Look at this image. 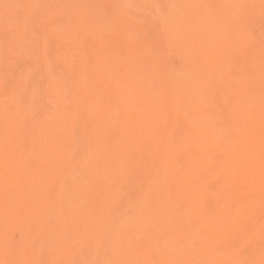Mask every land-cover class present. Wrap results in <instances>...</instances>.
Wrapping results in <instances>:
<instances>
[{
	"label": "bare ground",
	"instance_id": "obj_1",
	"mask_svg": "<svg viewBox=\"0 0 264 264\" xmlns=\"http://www.w3.org/2000/svg\"><path fill=\"white\" fill-rule=\"evenodd\" d=\"M52 1L0 2V264H264V0H138L229 16L246 8L237 29L246 70L224 94L232 110L216 108L217 86L207 88L216 77L204 70L230 86L238 49L225 37L217 52L200 13L176 47L205 66L155 84L131 58L119 72L134 100L124 121L129 99L107 106L114 82L95 79L113 65L96 69L93 21L95 7L125 4Z\"/></svg>",
	"mask_w": 264,
	"mask_h": 264
},
{
	"label": "rangeland",
	"instance_id": "obj_2",
	"mask_svg": "<svg viewBox=\"0 0 264 264\" xmlns=\"http://www.w3.org/2000/svg\"><path fill=\"white\" fill-rule=\"evenodd\" d=\"M7 2V0H0V2ZM9 1H12V0H8V2ZM65 2V1H69V2H67V4L68 5H72L74 2H75V0H62V2ZM103 4L104 3H106L107 2V0H100ZM126 1H128V2H126ZM160 3H164L165 5L167 4V2H168V0H164L163 2H162V0H158ZM55 2L56 3H53V1L50 3V5H57L58 4V1L57 0H55ZM113 3L116 5V6H123L124 4L126 5H124V8L123 7H107L108 9H109V11H110V9L112 10V11H110V12H108L107 13V8L106 9H104L105 7H95V19H94V21H93V24H94V29L95 30H98L97 31V34H99V32H100V34H99V37L97 38V40L94 42V49H95V62H94V64L96 65V69H97V67H99V66H103V65H105V63H106V65L107 64H112L113 65V68H111V69H109V70H107V72H105V73H103V75L101 76V77H99V76H95V79H96V82L98 83L100 80H98V79H102L105 83L108 81V82H114V85H113V90H112V95H111V99L109 98H107L106 99V97H105V104L107 105V104H109L110 102H111V104H109V106L112 108V106H113V104L115 105V101H114V98L116 97L117 99H115L116 100V102H117V104H116V106H113V108L114 109H116V107L117 108H121L120 107V103H122V102H124L125 100H127V99H129V100H127L128 101V103L127 104H123V106H122V108H121V114H122V120L124 121V120H127V118L129 119V111L128 110H130L129 108H130V106H131V104H133L134 102V100H133V98H132V100L133 101H131V94H133V91L132 90H123L124 89V87H126V84L128 83V80L126 79V78H122L119 74L121 73V75H123V74H127L128 72H129V70H130V68L132 67V59H134V61L135 62H141V63H143V65H144V67H145V69H148V70H146V72H147V75H149V76H147V78H149L150 80H152V81H154V83L156 84H158L159 82H164L166 79H169V78H167V77H169L170 76V74H174V73H176V70H180V71H184L185 70V68H187L188 66H192L194 63L196 64H198L199 66L200 65H203V66H205L203 63H205V62H203L201 59H200V57L197 55L196 56V53L195 54H193L192 56L190 55H188L187 56V54H186V56L187 57H185L184 55H185V52H187V50H186V48H183V49H181L182 47H180V48H178L179 46H180V44H182V39H185V38H183V37H181L182 39H180V37H179V35L180 36H182V33H183V36L184 37H188V36H191L190 34H191V31L188 29L190 26H191V24L193 23V24H195V22H202L203 20L205 21V15H204V13L206 14V12H208V14H206V19H207V25L208 26H210V32H212L211 33V35L212 36H214V38L216 37V33H217V40H216V38H215V46H216V48H215V50L217 51V52H219L220 50H221V48H222V40L226 37V39L227 40H229L228 42H229V45L232 47V46H234V44H235V49L239 52H237V51H235V57H236V66H237V69H239V70H236L234 73H233V77L232 78H227L226 79V83L228 82L227 80L229 79L230 81H231V83H229V84H231L230 86L228 85V84H221L220 82H218V83H216L215 84V82H216V80L218 79V81H219V78L218 77H220L219 75H220V71L217 73V70L215 71H209L208 69V72H210L211 74L209 75L208 74V72L206 71V70H204V74H205V77L207 76V78H208V80H210L211 79V77L212 78H214V76L216 77L215 78V80H210V86L208 85V87L207 88H215V86H217L216 88H215V92L217 93V96H216V108H219L220 106H221V108H223L224 110H225V112H228V111H230V110H232V104L231 105H225V96L226 95H228L229 94V90H230V88H231V90H233L234 88H236V87H238L237 86V84H238V81H236L235 80V82H233L234 81V77L235 76H237V75H242V72H245V70H246V67H244L245 66V59L243 58V50L241 51V48L243 47V35L241 34V31H239L240 29H241V27H240V23L241 22H243V21H245L246 20V18H247V16L246 15H248V14H246V13H248V10L245 8H239V9H241L240 11H238L239 9L237 8L236 10L237 11H235V12H231V10L230 9H228L229 10V12H231L232 14H230V16L228 15V11L226 10H224V9H219L220 7H217V9L215 10L214 9V7H205V8H203V7H195L198 11H195L196 9L195 8H193V7H181V9H180V7H175L176 9V11L172 8V7H155L156 6V4L155 3H153V2H149V1H139L138 2V0H115V2L113 1ZM119 3V4H118ZM140 3V4H139ZM1 4V3H0ZM118 4V5H117ZM164 4H162V5H164ZM140 5H141V8H140ZM153 5V6H152ZM129 6H138L137 8L136 7H129ZM128 7L130 8V9H128ZM120 8V9H119ZM158 8V9H157ZM164 8V9H163ZM199 8V9H198ZM210 8V12L209 11H207V9H209ZM100 9H102L101 11H100ZM128 9V10H127ZM137 9V10H136ZM155 9V10H154ZM177 9H179L178 10V12H177ZM191 9H193L192 11H191ZM204 10V12H201V11H203ZM205 9H206V11H205ZM212 9V10H211ZM232 9V8H231ZM131 10H132V13H131ZM155 12H154V11ZM172 10V11H171ZM181 10V11H180ZM201 10V11H200ZM223 10V11H222ZM113 11H115V12H113ZM136 11V12H135ZM145 11V12H144ZM165 11V12H164ZM183 11H185V13L183 12ZM188 11V12H187ZM221 11H222V13H221ZM234 11V10H233ZM134 12H135V14H134ZM142 12V13H141ZM173 12V13H172ZM180 12H181V15L183 16V17H181V15H180ZM199 12V13H198ZM217 12H219V13H217ZM226 12V13H225ZM105 13V14H104ZM110 13H111V15H110ZM118 13V14H117ZM140 14V17L137 15L136 16V14ZM145 13V15H142V14H144ZM149 15H148V14ZM203 14L204 15V17H203V15H201V14ZM225 13V14H224ZM108 14H109V16H108ZM131 14V15H130ZM134 14V15H133ZM171 14V15H170ZM190 14H192V15H190ZM200 16H199V15ZM213 14V15H212ZM223 14H224V16H223ZM245 14V15H244ZM104 15H106L105 16V19H104ZM142 15V16H141ZM190 15V16H189ZM194 15H195V17H194ZM218 17H217V16ZM221 15L223 16L222 17V19H220L221 18ZM174 16V17H173ZM191 16H193V17H191ZM216 16V17H215ZM236 16V17H235ZM243 16H245V17H243ZM102 17H103V19H102ZM118 17V18H117ZM123 18V20H122V18ZM143 17H145L144 19H143ZM189 18L188 20H187V18ZM165 18V19H164ZM177 18V19H176ZM200 18V19H199ZM203 18V19H202ZM210 18V19H209ZM217 18V20H215ZM99 20V22H98V20ZM173 19H175L174 20V22H176V23H174V24H172L173 23ZM214 19V20H213ZM115 20V21H114ZM178 20V21H177ZM187 21L186 23H185V21ZM202 20V21H201ZM218 20H219V22H218ZM226 20V21H225ZM231 21V22H228V21ZM236 20V21H235ZM242 20V21H241ZM262 20V19H261ZM102 21V22H101ZM118 21V23H117V25H116V22ZM182 21V22H181ZM192 21V22H191ZM223 21H225L224 23H223ZM168 24H167V23ZM172 22V23H171ZM236 22V23H235ZM239 22V23H238ZM183 25H182V24ZM212 23V24H211ZM216 23V24H215ZM219 23H220V25H219ZM228 23V24H227ZM233 23V24H232ZM238 23V27H236V28H234V26H236V24ZM97 24V25H96ZM115 24V25H114ZM123 26V28H122V26ZM161 24V25H160ZM185 24H186V26H185ZM189 24V25H188ZM193 24H192V26H193ZM213 24H215V25H213ZM103 25V26H102ZM106 25V26H105ZM111 25V26H110ZM167 25V26H166ZM176 25H177V27H176ZM182 25V26H181ZM231 25H233V26H231ZM118 26V27H117ZM119 26H121V27H119ZM159 26H160V28H159ZM171 26V27H170ZM175 26V27H174ZM189 26V27H188ZM215 26H217V27H215ZM225 26H228V27H231V29H229V31H228V36H225V33H224V31H223V29H221V28H224ZM233 27V28H232ZM106 28V29H105ZM118 28V29H117ZM121 28L123 29V31L121 30ZM158 28V29H157ZM169 28H171L170 30H169ZM182 28V29H181ZM185 28V29H184ZM186 28H187V32L185 31L186 30ZM217 28V29H216ZM108 29V30H107ZM131 29V30H130ZM160 29V30H159ZM212 29V30H211ZM218 29H219V31H218ZM234 29V30H233ZM237 29H239V30H237ZM121 30V31H120ZM173 30H175L176 32L174 33V31ZM185 31V32H183V31ZM190 31V33H189V31ZM222 30V31H221ZM237 30V31H236ZM116 31H117V33H116ZM125 31V32H124ZM134 31V32H133ZM160 31H162V33L160 32ZM169 31V32H168ZM173 31V32H172ZM182 31V32H181ZM233 31V32H232ZM236 33H235V32ZM239 31V32H238ZM124 33V34H122V33ZM127 32V33H126ZM141 32V33H140ZM159 32V33H158ZM238 32V33H237ZM141 35V37H140V35ZM179 33V34H178ZM185 33V34H184ZM188 33V34H187ZM221 33V34H220ZM230 33H232V35L230 34ZM116 34V35H115ZM130 34H131V36H130ZM178 34V35H177ZM193 34H194V31H193ZM230 34V35H229ZM104 35V36H103ZM143 35H145V36H143ZM151 35V36H150ZM156 35H157V37L159 38L158 39V41L160 40L161 41V43H160V41L158 42L157 41V39H156ZM188 35V36H187ZM233 35H234V37H233ZM241 35V36H240ZM178 36V37H177ZM237 36V37H236ZM107 37V38H106ZM109 37V38H108ZM236 37V38H235ZM101 38V39H100ZM112 38V39H111ZM178 38L180 39V42H179V40H178ZM220 38V39H219ZM229 38H231V39H229ZM242 38V39H241ZM98 39H99V41H98ZM108 39H110V40H108ZM118 41H117V40ZM126 41H125V40ZM170 39V40H169ZM173 39V40H172ZM134 40V41H133ZM172 40V41H171ZM237 40H238V42H237ZM242 40V41H241ZM114 41V42H113ZM117 41V42H116ZM120 41V42H119ZM140 41H141V43H140ZM143 41V42H142ZM176 41V42H175ZM127 42V43H126ZM149 42V43H148ZM162 42H163V44H164V46H166L165 48H164V46L163 45H160V44H162ZM171 42V43H170ZM180 43L179 44V46L178 47H176L177 45H178V43ZM231 42V43H230ZM217 43H219L218 44V46H217ZM95 44H97V46L95 45ZM107 44V45H106ZM116 44V45H115ZM127 44V46H129V47H132V50L133 51H129L130 53L128 54V52H127V46H125V45ZM142 44V45H141ZM145 44V45H144ZM168 44V45H167ZM177 44V45H176ZM120 45H121V48H120ZM133 45H134V47H133ZM158 46V48H157V46ZM220 45V46H219ZM238 47H237V46ZM104 46V47H103ZM163 46V47H162ZM95 47H98V49H96ZM126 47V48H125ZM156 47V48H155ZM220 47V48H219ZM102 48V49H101ZM117 48V49H116ZM122 48H123V50H122ZM162 48H164V49H162ZM167 48V49H166ZM173 48V49H172ZM176 48V50L178 51V52H180V49L184 52V50H186L185 52H184V54H183V52H182V55L180 54V53H178L176 50H174ZM169 49V50H168ZM101 50H104V51H101ZM165 50V52H163ZM124 51V52H123ZM173 53H172V52ZM175 51H176V55H175ZM101 52V53H100ZM106 52L108 53V54H106ZM126 52H127V54H126ZM169 52H171V53H169ZM241 52H242V54H241ZM100 54V57H99V54ZM111 53V54H110ZM117 54V55H116ZM127 55V58L129 59V61H127L126 62V60H127V58H126V55ZM147 54V55H146ZM154 56H153V55ZM167 54H169V56L167 55ZM171 54V55H170ZM177 54H178V56H177ZM180 54V55H179ZM245 54V53H244ZM107 55H111V57H107ZM122 55V56H121ZM124 55V56H123ZM128 55H129V57H128ZM228 55H229V52H225V57H228ZM237 55H239V56H237ZM103 56H106V57H103ZM155 56H156V58H155ZM164 56V57H163ZM182 56V57H181ZM195 56V57H194ZM240 56H242V58L243 59H241V57ZM170 57V58H169ZM190 57V58H189ZM199 59V61L201 60V62H202V64H200L201 62H199V61H197L198 59ZM221 57H224V53H223V51L221 52ZM103 58L105 59V60H103ZM110 60H109V59ZM132 58V59H131ZM146 58H147V60H146ZM159 58V59H158ZM185 58H187V59H185ZM107 59V60H106ZM126 59V60H125ZM150 59H152V60H150ZM160 59H161V61H160ZM168 59V60H167ZM170 59V60H169ZM182 59V60H181ZM192 60V62L193 63H191V60ZM123 60V61H122ZM187 60V61H186ZM196 60V61H195ZM101 61V62H100ZM104 61V62H103ZM149 61V62H148ZM189 61V62H188ZM130 64H129V63ZM163 62V63H162ZM126 63H127V65H126ZM147 63V64H146ZM150 63V64H149ZM154 63V64H153ZM156 63V64H155ZM158 63H160L159 65H158V67L159 68H157L156 66H157V64ZM184 63V64H183ZM189 63V64H188ZM191 63V64H190ZM122 64V65H121ZM172 64V65H171ZM183 64V65H182ZM193 65V66H197V64L196 65ZM206 64V63H205ZM126 65V66H125ZM130 65V66H129ZM161 65H163V67L161 66ZM122 66V67H121ZM166 66V67H165ZM168 66V67H167ZM183 66H186L185 68L183 67ZM115 67V68H114ZM121 67V68H120ZM125 67V68H124ZM148 67H151V68H148ZM202 67V66H201ZM243 67H244V69H243ZM205 68V67H204ZM243 70H241V69ZM114 71H113V70ZM183 69V70H182ZM126 70V71H125ZM157 70V71H156ZM168 70V71H167ZM125 71V73H123L122 74V72H124ZM151 71V72H150ZM205 71H206V73H205ZM238 71L240 72V73H238ZM120 72V73H119ZM152 72H153V74H152ZM164 72V73H163ZM167 72V73H166ZM217 73V74H215V73ZM162 73V74H161ZM213 73V74H212ZM152 74V75H151ZM163 74H165L166 76L164 77V78H166L165 80H164V78H163ZM167 74H168V76H167ZM207 74V75H206ZM234 74H235V76H234ZM116 75V76H115ZM103 76H104V78H103ZM118 76H120V77H118ZM107 77H109V78H107ZM111 77V78H110ZM120 80V81H118V79ZM153 77L155 78L154 80H153ZM210 77V78H209ZM113 78V79H112ZM115 78H116V80H115ZM160 78V79H159ZM107 81H106V80ZM127 80V81H126ZM122 81V82H121ZM213 81V83H211ZM237 82V83H236ZM234 83L236 84L235 86H234ZM119 84V85H118ZM116 85H117V88H118V86H119V89L117 90L116 89ZM122 85V86H121ZM214 85V86H213ZM219 85H223V87H221V86H219ZM156 86H158V85H156ZM217 88H221V90L220 89H217ZM224 88H227L226 90H227V92H226V90H224ZM210 89H208V90H210ZM217 89V90H216ZM116 90L117 91H120V92H118L119 94H117L116 93ZM130 91H132L130 94H129V92ZM109 92V91H108ZM123 92V96L121 95L120 96V94ZM227 93V94H226ZM232 93L233 92H231L230 93V98H229V100H233V98H234V96H232ZM117 94V95H116ZM127 94V95H126ZM220 94V95H219ZM222 94V95H221ZM224 94H225V96H224ZM120 97H119V96ZM233 95H234V93H233ZM103 96H106V93H104L103 95H102V97ZM124 96H125V99H124ZM126 96H127V98H126ZM129 96H130V98H129ZM222 96V97H221ZM232 96V97H231ZM118 98L120 99V101L118 100ZM212 99H214V97H211ZM210 98V100L212 101V99ZM123 99V100H122ZM218 99V100H217ZM103 100H104V98H103ZM118 100V101H117ZM122 101V102H121ZM222 102V104H221V102ZM118 102H120V103H118ZM129 102H131V104H130V106L128 105L129 104ZM218 102H220L219 104H218ZM221 104V105H220ZM218 105H220V106H218ZM108 106V105H107ZM218 106V107H217ZM127 107V108H126ZM165 108V107H164ZM229 108V109H228ZM124 110V112H123V110ZM165 109H162V111H164ZM168 109L166 108V111H167ZM222 110V109H221ZM126 112V113H125ZM128 112V113H127ZM172 112V111H171ZM171 112L170 111H168V113L169 114H171ZM124 113H125V115H124ZM128 114V115H127ZM172 117L174 116L175 117V115H176V112H172ZM124 115V116H123ZM126 116V117H125ZM129 116V117H128ZM225 117V119H226V122L228 123V125L233 129V127H235V120L233 119V117L231 116V115H229V114H227V116L225 115L224 116ZM232 117V118H231ZM150 118V117H149ZM149 118H147V119H149ZM234 121V122H233ZM233 126V127H232Z\"/></svg>",
	"mask_w": 264,
	"mask_h": 264
}]
</instances>
